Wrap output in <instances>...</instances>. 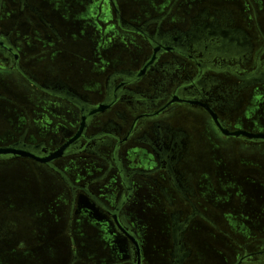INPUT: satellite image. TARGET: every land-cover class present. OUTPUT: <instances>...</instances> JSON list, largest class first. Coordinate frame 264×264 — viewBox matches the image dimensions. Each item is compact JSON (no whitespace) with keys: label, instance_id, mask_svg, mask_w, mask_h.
<instances>
[{"label":"flooded vegetation","instance_id":"1","mask_svg":"<svg viewBox=\"0 0 264 264\" xmlns=\"http://www.w3.org/2000/svg\"><path fill=\"white\" fill-rule=\"evenodd\" d=\"M109 1L116 8L115 0ZM61 3L63 0H0V78L19 91L8 94L6 87L0 86V104L12 107L4 108L7 112H44L32 109L36 91L73 110L77 117L73 130L66 132L58 146L50 147L45 141L29 140L26 126L18 137L0 147L15 146L46 159L74 141L63 157L51 162L15 155L0 156V161L26 158L62 178L70 193V228L82 224L90 227L88 242L100 254L97 258L104 256V261L95 264H145L143 243L128 212L154 208L166 212L160 215L168 230L167 264H205L187 236L191 230L195 232L196 224L238 246L234 264H253L263 258L264 238L249 235L251 242L241 244L203 209L210 175L198 168L195 171L198 147L172 121L185 107L199 109L207 114V119H202L208 121L204 123L216 139L217 133L252 148L264 145L263 141L224 135L210 113L214 112L229 131L253 133L237 130L232 113L249 112L240 108L236 99L243 92L264 87V31L259 22H255L256 34L252 35L225 10L206 8L186 21V29H166L162 26L165 16L136 26L115 9L117 32L139 37L151 53L139 70L107 71L103 95L93 100L66 81L47 76L53 64L68 65L83 76L82 51L51 21L53 15L64 21ZM253 63L251 70L241 66ZM221 76L225 78L221 80ZM75 158L96 159L100 171L78 181L69 179L59 161ZM107 193L114 194L115 199H108ZM216 211L223 213L221 207ZM220 237H207V242L215 244ZM258 242V249L252 250ZM73 260H79V255L73 254Z\"/></svg>","mask_w":264,"mask_h":264},{"label":"rangeland","instance_id":"2","mask_svg":"<svg viewBox=\"0 0 264 264\" xmlns=\"http://www.w3.org/2000/svg\"><path fill=\"white\" fill-rule=\"evenodd\" d=\"M63 2L64 21L54 15L51 21L62 29L68 42L77 44L82 51L83 76L80 77L79 72L68 65L55 64L48 69L51 73L48 72L47 76L51 80L66 81L93 100L101 99L103 95L107 71L139 70L145 56L151 53L139 37L117 32L115 9L119 16L136 26L165 16L164 28L186 29V21L202 10L220 8L252 35L256 34V21L264 31V0H115L116 8L109 0ZM73 50L80 53L79 49ZM261 62L264 63V55ZM241 66L251 70L254 63ZM8 76L11 75H2ZM224 78L221 76L220 79ZM0 86L6 87L8 94L19 92L1 78ZM33 95L32 109L44 112H7L4 108L12 107L0 104L3 108L0 112V145L18 137L26 126L29 140L45 141L50 147L58 146L66 132L73 130L77 117L69 106L45 98L36 91ZM236 101L240 108L249 109V112L232 113V119L237 123L235 128L264 133V87L243 92ZM202 117L207 119L204 111L185 107L172 121L179 124L198 147L195 171L201 169L210 175L211 185L206 187L209 191L203 200V209L221 230L237 238L241 244H249L252 237L264 238V145L259 143L252 148L239 139L224 138L216 133L221 144ZM220 144L225 148H220ZM62 159L59 165L68 171L67 176L73 181L94 176L100 171L96 159ZM203 178L207 179L206 175ZM107 197L115 199L114 194L107 193ZM69 200L70 193L64 181L48 167L26 158L0 161V264H95L104 261V256L97 258L100 254L95 253L88 242L91 240L90 227L82 224L70 228ZM220 207L223 215L216 211ZM158 209L128 212L134 218L130 221L143 243L145 264H167L169 261L167 224L161 221L160 215L166 212ZM194 228L195 232L191 230L187 235L192 240L190 246L205 264L235 263L237 245L220 237L216 231H208L207 226L204 229L196 224ZM216 235L221 239H215L214 246L209 245L207 237ZM260 244H254L252 250L258 249ZM73 254L79 255V260L74 261ZM253 264H264V257Z\"/></svg>","mask_w":264,"mask_h":264},{"label":"water","instance_id":"3","mask_svg":"<svg viewBox=\"0 0 264 264\" xmlns=\"http://www.w3.org/2000/svg\"><path fill=\"white\" fill-rule=\"evenodd\" d=\"M203 107L209 109V107L206 105H203ZM210 113L213 116L216 124L218 125V127L220 128L221 132L224 135L231 136V137H237V138H247V139L252 140V141H263L264 142V133L254 134V133H249L246 131H229V130H227L221 126V124L218 122L217 115L214 112H210ZM73 141H71V142H73ZM71 142L69 144H67L65 147H63L62 149H60L57 152H55L54 154H52L49 158H46V159L37 158L34 154H32L28 151L22 150V149H18L15 146L0 147V156H7V155L24 156V157H28V158L38 160L40 162L47 163V162H51L53 160H57V159H60L61 157H63L65 150L71 144Z\"/></svg>","mask_w":264,"mask_h":264}]
</instances>
